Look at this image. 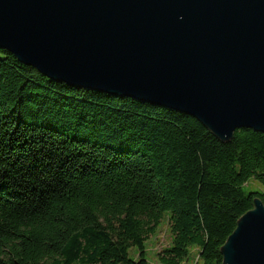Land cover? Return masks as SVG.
Listing matches in <instances>:
<instances>
[{
  "label": "trees",
  "instance_id": "trees-1",
  "mask_svg": "<svg viewBox=\"0 0 264 264\" xmlns=\"http://www.w3.org/2000/svg\"><path fill=\"white\" fill-rule=\"evenodd\" d=\"M264 133L224 143L196 118L51 79L0 49V264H222L239 217L264 202ZM137 247L138 256L129 249Z\"/></svg>",
  "mask_w": 264,
  "mask_h": 264
},
{
  "label": "water",
  "instance_id": "water-1",
  "mask_svg": "<svg viewBox=\"0 0 264 264\" xmlns=\"http://www.w3.org/2000/svg\"><path fill=\"white\" fill-rule=\"evenodd\" d=\"M0 49L68 85L174 109L220 141L264 133V0H0ZM222 264H264V202Z\"/></svg>",
  "mask_w": 264,
  "mask_h": 264
},
{
  "label": "rangeland",
  "instance_id": "rangeland-1",
  "mask_svg": "<svg viewBox=\"0 0 264 264\" xmlns=\"http://www.w3.org/2000/svg\"><path fill=\"white\" fill-rule=\"evenodd\" d=\"M246 191L250 190H262L264 191V184L252 178L244 185ZM171 242V231L167 216L161 221L160 225L156 228V231L149 235L146 241V256L151 260L153 264H161L157 257V253L163 248L167 247ZM131 257L138 256L137 247H131L129 249ZM197 249H191L188 259L182 264H197ZM200 264V263H199Z\"/></svg>",
  "mask_w": 264,
  "mask_h": 264
}]
</instances>
